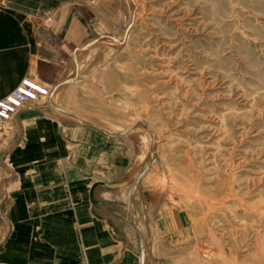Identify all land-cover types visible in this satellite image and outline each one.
I'll return each instance as SVG.
<instances>
[{"label": "rangeland", "instance_id": "obj_1", "mask_svg": "<svg viewBox=\"0 0 264 264\" xmlns=\"http://www.w3.org/2000/svg\"><path fill=\"white\" fill-rule=\"evenodd\" d=\"M63 10L90 22L85 44L114 43L78 51L80 71L70 59L78 82L55 115L94 132L67 165L25 166L40 148L26 151L16 118L0 124L1 174L11 159L83 180L82 214L33 216L66 222L65 260L55 246L39 260L36 230L35 260L17 264H264V0H0L24 29L29 17L52 29ZM119 181L130 182L110 188L126 203L114 219L96 199Z\"/></svg>", "mask_w": 264, "mask_h": 264}, {"label": "crops", "instance_id": "obj_2", "mask_svg": "<svg viewBox=\"0 0 264 264\" xmlns=\"http://www.w3.org/2000/svg\"><path fill=\"white\" fill-rule=\"evenodd\" d=\"M64 11L61 12L52 29L41 28L39 19L34 17H29L27 21L29 25L26 29L20 28L17 24L18 17L10 19L0 13V100L16 90L25 79L33 80L51 91L48 101L29 107L16 117L20 131L18 134H23L22 139L29 138L26 151L29 152L30 149L35 151V148H40L38 152H34L36 154L28 155L25 158V166L56 165L58 158L64 160V165H67L71 158L70 154L74 153L76 157L78 151L83 149L84 136L88 137L90 133L94 132L88 127L89 124H66L61 117L55 115V111L62 110L57 99L60 98L59 101L62 103L64 94L78 82L77 79H71V75L76 70L73 65H70V59H75L77 55V69L82 70L79 54H86L88 49L83 51L80 49L90 43L85 44L90 40L92 30L89 21H83L74 16L72 12L65 14ZM4 22L10 25H4ZM68 80H72V82L67 83ZM65 83H67V87H63L62 92L56 93V90L59 88L61 90ZM61 113L65 112L61 111ZM52 117L61 123L54 122L56 124H52L48 120ZM93 127L103 131L98 126L93 125ZM15 149L17 148L11 150V153L16 151ZM45 153H49L48 156H45ZM81 158L75 160L73 165L77 167ZM9 160L8 163H4L10 167L7 173H0V215L1 219L5 221V223H2V220L0 222V249H3L0 256L2 261L5 264H17L19 261L28 259L35 260L34 247L31 252L26 250L31 248L30 245L34 246L32 241L36 236L35 231L41 230L43 245L39 260L53 261L55 253L51 252L53 251L51 246H55L60 251L57 260L61 263V260H65L61 259L62 256H65L61 251L66 248L68 229L66 222L50 223L44 221L43 218L40 221L42 223H36L33 216L34 214H82L80 206L83 188L82 175L75 174L74 177L71 175L68 177L67 172L66 174H55L47 172V169L37 175L25 173L22 168L17 166L19 163ZM121 182L130 181L109 183ZM136 185L138 184L136 183ZM104 190L109 192L110 188ZM115 192L113 190L112 193L111 191L106 193L107 196H111L110 198L106 197L104 192L103 197L97 198L96 201L106 203L96 204L102 208L101 212L111 214L114 219H119L118 213L122 208H125L126 203L120 196L121 194L115 195ZM68 196L73 197L75 201V203H70V207L66 202Z\"/></svg>", "mask_w": 264, "mask_h": 264}, {"label": "built area", "instance_id": "obj_3", "mask_svg": "<svg viewBox=\"0 0 264 264\" xmlns=\"http://www.w3.org/2000/svg\"><path fill=\"white\" fill-rule=\"evenodd\" d=\"M54 17L47 20L46 25L51 27ZM50 90L39 83L25 79L11 94L0 100V124L13 121L20 112L29 108L32 102H38L47 98Z\"/></svg>", "mask_w": 264, "mask_h": 264}, {"label": "water", "instance_id": "obj_4", "mask_svg": "<svg viewBox=\"0 0 264 264\" xmlns=\"http://www.w3.org/2000/svg\"><path fill=\"white\" fill-rule=\"evenodd\" d=\"M101 39H96V40H94V41H92V42H90V43H88V44H86L84 47H82L80 50H86V49H88L91 45H93L95 42H98V41H100ZM118 42V41H117ZM75 64L76 65H78V58H77V55L75 56ZM72 82V80H68L67 81V83H71ZM79 119H83V118H81V117H78ZM95 127H97L96 125H94ZM132 129V128H131ZM130 129V130H131ZM129 130V131H130ZM128 131H126V132H123V133H121L120 135H124V134H126ZM146 170L147 169H145L144 171H143V173H142V175H144L145 173H146ZM123 185H126V183H101V184H99L98 186L99 187H101V188H104V189H106V188H118V187H122ZM97 186V187H98ZM96 203H98V204H105L106 202H102V201H96Z\"/></svg>", "mask_w": 264, "mask_h": 264}, {"label": "bare ground", "instance_id": "obj_5", "mask_svg": "<svg viewBox=\"0 0 264 264\" xmlns=\"http://www.w3.org/2000/svg\"><path fill=\"white\" fill-rule=\"evenodd\" d=\"M102 41H105L106 43H107V42H112V40H110V39H105V38H103ZM120 41H121V40H120ZM105 42H104V43H105ZM112 43H114V41H113ZM117 43H118V42H117ZM119 44L121 45V43H119ZM71 71H72V70H71ZM71 73H72V72H71ZM64 88H65V87H64ZM64 88H61V89L64 90ZM78 119H79V118H78ZM79 120H81V119H79ZM80 122H82V123H84V124H88V123H86L87 121L84 120V119L81 120ZM89 124H90V123H89ZM118 135H120V134H118ZM134 137H135V136H134ZM152 157H153V156H152ZM152 159H153V158H152ZM133 181H134L135 183L138 184V183H139V178H134ZM123 183H126V182H123ZM147 246H148V245H147ZM149 249H150V248H149ZM149 249L147 250V253H148V254H151V250H149ZM148 254H147V255H148Z\"/></svg>", "mask_w": 264, "mask_h": 264}]
</instances>
